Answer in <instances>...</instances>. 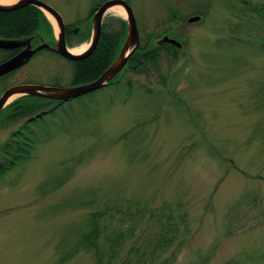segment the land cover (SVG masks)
I'll list each match as a JSON object with an SVG mask.
<instances>
[{
  "label": "rangeland",
  "instance_id": "obj_1",
  "mask_svg": "<svg viewBox=\"0 0 264 264\" xmlns=\"http://www.w3.org/2000/svg\"><path fill=\"white\" fill-rule=\"evenodd\" d=\"M40 1L67 25L93 6ZM250 2L264 4L131 0L138 51L154 62L41 104L34 125L0 120V164L15 162L0 173V264H264V18L244 14ZM126 18L105 17L122 43ZM166 36L180 47L158 44ZM27 77L69 87L74 67L44 53L9 81ZM21 132L32 154L17 158Z\"/></svg>",
  "mask_w": 264,
  "mask_h": 264
},
{
  "label": "water",
  "instance_id": "obj_2",
  "mask_svg": "<svg viewBox=\"0 0 264 264\" xmlns=\"http://www.w3.org/2000/svg\"><path fill=\"white\" fill-rule=\"evenodd\" d=\"M8 3H0V11L11 12L25 7H36L41 10L49 20H53L56 27L49 20L53 27L55 35V43L52 49L70 61H80L91 56L97 49L102 34V25L107 13L116 7L123 9L126 14V36L122 43V47L117 54L116 59L109 68L95 81L72 85L69 87H55L40 84H20L9 87L0 96V116L3 112L16 100L22 97H34L53 102H66L93 93L103 89L114 81L117 76L123 71L129 60L140 48V35L134 12L125 0H108L98 10L93 18V35L90 43L82 52H75L67 45L65 37V24L62 16L51 6L40 0H5ZM200 20V17L192 18L190 23H195ZM56 29V30H55ZM172 44L175 47H180V43L168 36L158 41V44ZM20 41L0 39V48L14 49L21 46ZM48 43H42L38 48H26L22 53L12 59L0 64V77L5 76L26 65L38 51L49 48Z\"/></svg>",
  "mask_w": 264,
  "mask_h": 264
},
{
  "label": "trees",
  "instance_id": "obj_3",
  "mask_svg": "<svg viewBox=\"0 0 264 264\" xmlns=\"http://www.w3.org/2000/svg\"><path fill=\"white\" fill-rule=\"evenodd\" d=\"M247 4V3H246ZM244 7V14L254 15L257 14L258 17L264 18V4L262 5H246ZM252 6V7H251ZM36 10V7H27L23 10L13 12V13H7V14H0V30L10 32V35H28L33 33L34 31H37L41 28H51L52 33L53 27L47 17L43 14L40 15ZM254 17V16H251ZM264 20V19H262ZM121 37L119 35H113V34H107L104 32L100 44L96 51L89 56L86 59L80 60L76 63L74 66V78L72 85H81L85 83H89L91 81H94L103 71H105L111 64L114 59L115 54L117 53V48L119 44H122ZM155 61L154 55H151L149 53L144 52H136L133 57L130 59V64L133 65L134 70H138L141 67H143V64L145 62L152 63ZM34 103H31L33 102ZM41 104L50 105L53 104H62V103H56L53 101H48L44 99L34 98V97H22L18 100H16L14 103H12L0 116V120L2 119H11L14 117V115H28V126L34 125L36 122L42 120L45 115L47 114L46 111H43L39 109V106ZM29 113V114H28ZM49 113H52V109ZM26 114V115H25ZM24 116L20 119H24ZM30 116H32L30 118ZM22 135L21 139L24 140L23 145L17 144L15 146V155L17 158L21 157L22 152L28 153V150H24V146L26 143V138L23 136L25 133L21 132ZM15 137H20L19 133L15 134ZM10 149V148H9ZM29 152V156H30ZM17 160V159H16ZM15 162L9 163L4 162L0 164V173L5 174L6 171L10 168H14ZM12 168V169H13ZM160 211V215H164L167 211L165 208H162ZM170 219L174 220L173 212H169L167 214ZM172 228H174V233L178 231V228L175 226V224L172 223ZM97 232L96 230H92L90 233L83 236L84 241L86 242H92L93 240H96ZM94 236V237H93ZM82 239V240H83ZM92 239V240H91ZM162 244L168 245L170 243V239L168 240L165 238V241H161ZM160 242V243H161ZM95 247V244H92V247Z\"/></svg>",
  "mask_w": 264,
  "mask_h": 264
},
{
  "label": "flooded vegetation",
  "instance_id": "obj_4",
  "mask_svg": "<svg viewBox=\"0 0 264 264\" xmlns=\"http://www.w3.org/2000/svg\"><path fill=\"white\" fill-rule=\"evenodd\" d=\"M106 1H108V0H92V5L93 6L88 11V14H87L86 18H84V19H82L81 21H78V22H73L70 25H67L64 22V24H65L66 42H67V45L70 48L76 49V48L82 47L84 45V43H86L87 45L90 43L92 35H93V18L95 16V14L98 12L99 8ZM125 1L128 2L129 5L131 6V0H125ZM49 6H51V5H49ZM29 7H31V6H29ZM51 7L54 8L53 6H51ZM25 8H27V7H25ZM25 8H22V9H19V10H16V11H11V12H2V11H0V14L13 13V12H17V11L23 10ZM54 9L56 10V8H54ZM36 11L40 15L43 16L44 13L42 14L41 10H36ZM105 20L106 19L104 18L103 25H102L101 38H102V36H103V34L105 32V28H104ZM63 21H64V19H63ZM38 30L34 31L33 33L28 34V35H22V34L10 35V32L2 31V29L0 30V39L20 41V43H22L21 46L16 47L14 49L0 48V58H1L0 59V64L6 62V61L12 59L13 57L17 56L18 54L22 53L28 47H31L32 49H36L42 43H48L50 45L49 48H45V49H42V50L38 51L36 53V55L26 65H24L23 67H21V68L15 70V71L5 75V76L0 77V82L4 81L6 83L13 76H15L18 73H20L21 70H23V68L25 66H27L34 58H36L37 56H39L41 54H44V53L45 54H49L51 56H54L56 58H59L60 60H62L66 64L71 65L72 67H74L76 65V63L79 62V61H70V60L66 59L65 57H63L62 55L58 54L57 52H55L52 49V47H53V45L55 43V35H54V33H52L50 27L43 28L41 32L38 31ZM41 33H43V34H41ZM174 39L178 40L179 38L175 36ZM84 59H86V58H84ZM35 80L36 79H28V77H27L21 83H17L16 81H13V80L9 81L6 84L4 83L5 84L4 86L7 87V88L4 89V91L6 89H8L9 87H12L11 85L15 86V85H20V84H38V82L35 81ZM44 85L55 86V87H63L59 80H57L56 82H52V84L49 83V84H44ZM58 103H64V102H58Z\"/></svg>",
  "mask_w": 264,
  "mask_h": 264
},
{
  "label": "bare ground",
  "instance_id": "obj_5",
  "mask_svg": "<svg viewBox=\"0 0 264 264\" xmlns=\"http://www.w3.org/2000/svg\"><path fill=\"white\" fill-rule=\"evenodd\" d=\"M0 3H8V2L5 1V0H0ZM111 11H116V12H118L120 15H124V14H125L124 11H123V9H121L120 7H116V8H114V9L111 10ZM85 48H86V46H84L81 50L74 49V51L77 52V53H79V52H82Z\"/></svg>",
  "mask_w": 264,
  "mask_h": 264
}]
</instances>
